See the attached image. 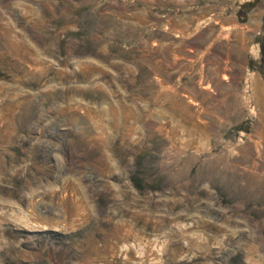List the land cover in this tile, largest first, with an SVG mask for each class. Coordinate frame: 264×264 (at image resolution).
Wrapping results in <instances>:
<instances>
[{
    "label": "rangeland",
    "instance_id": "obj_1",
    "mask_svg": "<svg viewBox=\"0 0 264 264\" xmlns=\"http://www.w3.org/2000/svg\"><path fill=\"white\" fill-rule=\"evenodd\" d=\"M0 264H264V0H0Z\"/></svg>",
    "mask_w": 264,
    "mask_h": 264
}]
</instances>
